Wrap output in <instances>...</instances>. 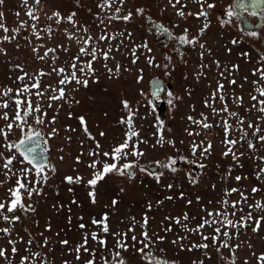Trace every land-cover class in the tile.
<instances>
[{
  "label": "snow or ice",
  "instance_id": "6c2138e0",
  "mask_svg": "<svg viewBox=\"0 0 264 264\" xmlns=\"http://www.w3.org/2000/svg\"><path fill=\"white\" fill-rule=\"evenodd\" d=\"M41 2L42 0H33L32 6H29V0H22V7L26 9L25 15L33 23L20 21L18 27L12 29H9L3 22L5 13L0 11V32L4 33V35H0V45L16 41L21 30L28 28L31 29V36L35 37L37 41L47 38L54 42L53 47H46L44 43L36 45L32 43L30 37H24L27 41L26 46L30 48L34 59L42 62L44 67L35 71H26L23 65L15 64L10 70H18V74L12 81L18 86L13 88L8 85H0V121L3 122L0 124V176L4 177L3 180H0V188L4 190L3 195L0 196V225H2L0 226V264H55V260L49 258L55 255V249L51 246L49 237L45 236L44 232H39L38 235L41 239L38 240L24 227L26 219H31L39 227V221L34 219L37 215L35 205L43 199L44 187L48 183L50 175H55L58 171L57 166L45 156L48 151V140L59 135V129L56 126L57 116L49 117V110L58 113L67 105L68 117L72 118L71 108L73 105L80 104L73 93L79 92L81 88L88 89L90 82L99 83L98 69L95 67L97 63L101 64L110 80L119 79L121 71L130 72V68L124 67L116 61V54L124 55L125 58L131 57V65L137 66V84L144 79V68L138 66L140 50H144L142 54H144L146 67L163 68L170 75L169 64L172 57L165 55L164 60L168 63H156L155 56L150 55L153 49L149 44L147 42L137 44L133 33L126 27L133 22L135 17L145 16L143 7H135L134 10L128 8L127 0H97L95 4L97 12L93 13L92 9L88 8L94 22L98 21L96 23L98 31L93 35L89 26L77 19L75 11L64 15L58 9L54 10L50 15H46V20L50 23L41 27L40 17L37 15V6H40ZM75 3L77 7H83L80 0H75ZM188 3L195 4L198 11H186ZM4 4L5 0H0V6ZM167 4L174 10V15L181 20L186 21L189 17H193L201 22L196 34H192L185 27L181 34L174 36L169 27L158 24L152 21L151 17H147L150 26L159 31L161 35H167L174 39L181 46H187L192 50L199 48L201 50L198 53L200 61L204 60L206 54L213 56L212 50L206 46L207 42L202 38L211 26V12L217 7L215 0L212 2L210 0H167ZM178 5L179 7H177ZM164 10L166 9L161 11ZM20 14V12L15 13L17 17ZM221 15L227 17V19L217 18L221 28L231 25L233 18L251 28L252 25L249 24L246 16L259 17L261 23L264 24V0H233V3L227 6ZM117 21L123 22L125 25L123 30H112L114 22ZM63 24L69 25L71 30L68 27L63 28L60 33L62 42L56 43L57 32L60 31ZM172 27H179V24H173ZM9 32L12 35H8ZM244 35L259 39L261 35H264V32L247 31ZM238 43H240L239 38L230 41L233 46ZM73 45H75L74 52ZM14 47L19 49L21 45L15 43ZM40 49H45L43 54ZM174 50L181 56L184 55L179 49ZM224 51L231 55L232 47L225 46ZM0 54L4 56L8 54L2 46H0ZM61 54L66 57L62 64L59 63ZM238 56L248 63L255 61L250 70L253 79L250 82L249 98L252 103L245 107L243 97L236 95L227 97V99H230L237 108L243 107L247 118L242 116L239 111L229 109L224 91L225 85L221 79H217L216 88L204 100V106L218 117L216 126L223 133L224 138L220 143L225 149L221 155L225 158L231 156L234 164L240 168H244V164L241 163L242 159L252 162V173L234 177L238 185L240 181L249 180L250 176L254 177L257 183L253 184L250 192L247 187L242 185L224 188L221 198L215 201L216 206L211 210L203 206L201 197L197 196V203L201 204V211L205 215L199 217V222L195 226H190V224L197 220V217H190L187 212L181 216H165L158 225L159 231L152 229L147 213L140 220L132 216L127 221H120L121 224H126V228L118 230H113L108 212H102L99 219L92 217L91 228L82 222L84 217L79 216L77 220L81 222L76 226V230L80 232L81 239L74 246L71 245L68 238L58 239L61 255H72L74 260L81 264H129L126 254L138 255L141 264H177L175 259L167 258L166 249L160 247L167 240V235L173 232L172 225L175 224L181 228L184 235L177 233L169 243L181 252L199 251L202 254L203 258L197 257L191 261V264H206V261L211 264L213 252L216 257L224 261V264H237L236 250L245 243L239 240L242 232L250 228L253 234L259 235L264 230V53L257 52L256 57H252L249 51L242 50ZM110 61L115 62L114 67H109ZM211 63L219 70L220 78L226 80L229 85H237L235 73L240 70L239 64L222 65L221 61L214 57ZM199 68L201 71L196 73L197 81L201 76L206 75L203 69L211 70L209 65L204 63H201ZM9 79L12 78L9 77ZM45 80H54L55 82L45 83ZM243 80L248 83V76H244ZM152 85L153 96L158 97L162 91H165L158 79L154 80ZM239 86L243 88V84ZM189 95H191L190 92ZM167 96L170 98L168 103L173 107H175L173 102L181 99L171 91L167 92ZM217 100L222 105L219 109L214 106ZM121 104L127 115L120 118L117 123L125 125L127 131L124 133V139L120 143L110 145L108 151H104L101 143L91 134L86 118L83 115L75 117L87 139L94 142V147L87 152L89 160L85 165L87 169L91 170L90 178L85 185L86 197L91 205L97 204V188L106 181V178L121 177L134 181L136 179L134 169L137 167H139L140 173L152 176L158 184L164 176L163 171L155 173L139 164L140 158L146 155L139 145H147L149 141L140 138V133L134 124V117L137 113L130 106L129 101L122 100ZM253 113L257 114L255 121L251 119ZM200 116L202 117L200 120H195L192 116H188L187 119L202 129H211L213 125L208 122V117L203 113H200ZM43 128L49 130L46 133V139L42 141V137L45 136ZM16 130H19L20 136L18 140L13 141L10 137L15 134ZM66 131L75 132L76 129L67 128ZM186 132L189 137L201 135L200 132L193 133L187 129ZM98 135L102 138L106 137L104 131H100ZM154 135L157 138L151 145L152 148L157 146L163 148L165 145L176 148L175 141L165 140L162 124L157 126V133ZM67 139L71 141L72 137L68 136ZM42 143L45 147H41ZM180 143L183 144L184 141L181 140ZM80 144L83 147V141ZM189 149L194 159L183 155L169 156L166 162L155 161V163L172 174L180 171L176 167L178 160L187 164H195L200 169L205 168L206 165L202 159H207L212 154L213 144L211 141L201 140L197 143L193 140ZM59 151L63 152L64 149L60 148ZM84 155L83 151L76 155L75 163L84 164V160H82ZM129 157L134 159L130 160ZM58 160L64 162L65 157L61 155ZM73 171L77 174L63 176L62 182L69 186L83 184L84 177L79 175L77 169L73 168ZM186 175L191 184L199 183V180L191 173ZM231 177L232 166L230 165L221 179L226 182ZM10 181L11 185L5 187ZM165 187L172 189L174 185L169 183ZM211 187L215 189L216 185L212 184ZM67 191L72 192L73 187H68ZM124 191L125 188L120 186L119 192L123 193ZM233 194H236L238 199H231ZM258 195L261 199L255 198ZM180 198H185L182 192ZM164 199L171 201L173 196H165ZM163 203L164 200H157L156 206H162ZM71 204L80 207L79 201L76 199H72ZM118 204L119 201L113 198L110 204L105 207L115 210ZM208 204L212 205L213 201L209 200ZM187 205L191 206L192 200H187ZM53 207L59 211L64 205H53ZM152 208V202L148 201V211H151ZM68 211L71 213V207ZM67 220L70 231L72 216L69 215ZM17 224L20 225V231H17ZM137 228H139V232ZM209 229L210 231H208ZM21 231L25 235H21ZM44 231H52L50 222L46 223ZM61 232H64V229L55 233L57 238L60 237ZM64 234L67 237V233ZM192 236H197L199 242H193L190 239ZM108 237L112 239L111 247H109ZM185 241L188 243L185 244ZM233 241L239 242L233 243ZM17 245H22V247H17ZM93 245L95 246L93 247ZM247 247L252 249L253 245L249 242ZM157 252L162 255H157ZM251 254L255 257L257 264H264V252L257 255L253 251ZM62 264H72V262L65 259ZM244 264H249V261L245 260Z\"/></svg>",
  "mask_w": 264,
  "mask_h": 264
},
{
  "label": "rangeland",
  "instance_id": "374dc122",
  "mask_svg": "<svg viewBox=\"0 0 264 264\" xmlns=\"http://www.w3.org/2000/svg\"><path fill=\"white\" fill-rule=\"evenodd\" d=\"M83 7H77L75 0H42L41 5L37 6V15L40 17V26L44 27L47 23L46 15H50L52 11L59 10L62 14L67 15L68 13L75 11L77 12V19L89 26L90 31L95 35L98 31L96 23L94 22L92 14L88 12V8L92 9L95 13L98 9L95 7L97 0H80ZM212 2V0H210ZM217 7L211 12V26L202 38L207 42V47L212 50L213 56L205 55L203 61H200L198 57L199 48L192 50L187 46H181L170 37L164 42L162 41V35L154 30L150 26V22L147 17H151L152 21L163 24L172 31L173 35H179L183 29L187 27L192 34H196L197 29L201 26V22L193 17H189L186 21L174 15V10L167 4V0H127V7L135 9V7H143L145 9V16L135 17L133 22L128 24L126 27L128 31L133 33L135 42L137 44L147 42L153 49L150 55L155 56V62L164 64L168 61L164 60L165 55L171 56L172 61L169 64L170 75L163 68H149L145 66L144 50H140V60L138 62L139 67L144 68L143 76L144 79L139 84L136 83L137 66H133L130 63L131 57L125 58L124 55L116 54V61L120 62L124 67L131 69L130 72L121 71L119 79H108L105 70L100 63H97L95 67L98 69L97 75L99 76V83L89 84L88 89H83L77 93H73L75 98L80 101L79 105H73L71 111L73 117H68V106L65 105L64 109L58 113H53L49 110V117L52 115L57 116L56 126L59 129V135L48 140L47 148L48 151L45 153L47 159L57 166V173L50 175L48 183L44 187L45 195L38 203H36L37 215L34 217L35 220L39 221V227H37L31 219L24 220V227L28 229L32 235L36 236L39 240L41 239L38 235L39 232H44V235L49 237L51 246L55 249V255L50 256V259L55 260V264H62L63 260H69L72 264H81L74 260L72 255L64 254L61 255L60 245L58 239L68 238L71 245L79 242L80 232L76 230V226L81 221L77 220V217L83 216L82 221L86 225H90L92 217L99 219V215L102 212H108L110 216V224L113 230L126 228V224H121L120 221H127L128 218L135 216L137 220H140L145 213L150 218L151 227L159 231L158 225L164 219L165 216H181L187 212L190 217L195 216L197 220L192 221L190 226H195L199 222V217L205 215L201 211V204L197 203L196 197H201L203 206L209 210L214 208L215 201L219 200L222 195L224 188L229 186L238 187L245 186L249 192L253 184H256L254 177L250 176L249 180H242L239 185L235 181L236 175H247L253 172L252 162L249 160H241L244 164V168H240L234 164L231 156L225 158L221 153L225 150L224 146L220 141L224 138L220 128L217 127L218 117L214 116L209 108L204 106V100L210 96V93L216 88L217 79H221V82L225 85L226 102L228 107L232 111H239L242 116H246L244 108H237L227 97L233 95L242 96L244 99V106L248 107L252 103L249 98V92L251 91L250 82L253 77L250 75V70L253 67L255 61L252 63L245 62L244 59L238 56V53L242 50L249 51L252 57H256L257 52L264 53V35H261L259 39L249 38L244 35L245 32L250 31L247 28H243L242 22L238 19L233 18L231 25L221 28L218 24L217 18L227 19L226 16H222L224 9L233 3V0H215ZM33 0H29V6H32ZM179 7V5L177 6ZM162 9H166L163 12ZM196 12L198 8L195 4L188 3L186 11ZM0 11L5 13L4 23L9 29L18 27L20 21H28L25 15L26 9L22 7V0H5V4L0 6ZM16 12H20V16L15 15ZM252 24L256 22V17L251 18ZM250 23V24H251ZM173 24H179V27L173 28ZM54 27H56L54 25ZM70 26L63 24L60 27V31L57 32L55 42H62L60 39V33L63 28ZM125 25L123 22H114L115 30H123ZM251 31L264 32V24H260ZM0 35L4 33L0 32ZM8 35H12L11 32ZM41 35H44L41 33ZM30 37L33 44L39 45L44 43L46 47H53L54 42L45 38L43 41H37L35 37L31 36V29L21 30V33L17 36L16 41L11 44L5 42L3 45L7 50V56L0 54V85H8L13 88L17 87L18 84H13L15 76L18 74V70L11 71L12 66L15 64H21L24 66L26 71H35L38 68L44 67L43 63L34 59L30 48L26 46L27 41L24 37ZM239 38L240 43L237 45H231L232 39ZM15 43H19L21 47L17 49L14 47ZM181 48V52L184 53L181 56L174 49ZM232 47V54L228 55L224 51V47ZM45 49H40L41 54ZM73 52L75 51V45L72 46ZM221 61L222 65L239 64L240 70L235 73L237 79V85H229L226 80H223L218 76L219 70L211 63L212 58ZM65 55L61 54L59 63H63ZM187 61V63H185ZM201 63L208 64L211 70L203 69L205 76H201L199 81L196 79V73L201 71L199 65ZM115 62L110 61L109 67H114ZM45 70L47 68L45 67ZM156 76H161L165 79V83H170V90L165 89L162 96L156 98L153 107L148 102L149 90L147 83L150 79ZM244 76H248L249 82L245 83L243 80ZM11 77L12 79H9ZM45 83H54V80H45ZM243 84V88L239 85ZM171 91L175 96L181 97L180 100L174 101L175 107L168 103L170 99L167 96V92ZM189 92L191 95H189ZM128 100L130 106L137 113L134 117V124L136 129L140 133V138L148 140L147 145L140 144L139 147L145 152V156L139 160L140 165H155L156 169L153 172L159 173L164 172V176L161 178V182L158 184L155 182L152 176L142 174L139 171V167L134 169L136 173V179L129 181L121 177H110L106 178L105 182L97 188V204L91 205L86 197V181L90 178V169L86 168L89 158L87 152L90 148L94 147V142L87 139L83 131L79 126V122L75 119L78 115H83L87 122L89 131L93 136L96 137L104 151H108L110 145L120 143L124 139V133L127 131L125 125H119L117 121L126 117L127 113L123 110L121 101ZM159 102L163 103L164 109L161 111L162 119L157 117V110ZM217 109L222 107L219 100L214 105ZM107 113V115H105ZM200 113H203L208 117V122L213 125L211 129H202L198 125L193 124L187 119L188 116H192L195 120H200L202 117ZM256 113H253L251 119L255 121ZM247 118V116H246ZM3 122L0 121V124ZM163 125V135L165 140L175 141L176 148H172L169 145H165L163 148L157 146L152 148L151 145L156 141L157 126ZM67 128H75V132L66 131ZM186 129L193 133L200 132V136L189 137ZM48 128H43L42 131L45 136L42 140L46 139V133ZM100 131L106 133V137L102 138L98 135ZM236 135V133H233ZM20 132L16 130L15 134L10 137L11 140L16 141L19 139ZM68 136L72 139L69 141ZM184 143L181 144L180 141ZM199 143L201 140L211 141L213 144L212 154L207 159H202V162L206 165L205 168L200 169L195 164H187L183 161L178 160L176 167L180 170L176 174H172L165 169L160 168L155 161H165L167 157H179L181 155L194 159L190 154L189 146L191 142ZM83 141V147L80 142ZM43 147L45 145L42 143ZM63 148L64 151L60 152L59 149ZM178 150V151H177ZM243 151V149H241ZM81 151L85 153L82 157L84 164L78 165L75 163L74 157ZM63 155L65 157L64 162H60L58 157ZM130 160L134 159L129 157ZM232 166V177L226 182L221 179L229 166ZM73 168L78 170L79 175L84 177V183L80 185L69 186L62 182V178L65 175L75 176L77 172L73 171ZM187 173H191L193 177L199 180L197 185H193L189 182ZM4 177L0 176V180ZM11 181L5 185V187L11 185ZM172 183L174 187L167 189L165 185ZM212 184L216 185V188L211 187ZM123 186L125 191L119 192V187ZM68 187H73L72 192H68ZM3 189L0 188V196L3 195ZM184 194V199L180 198V193ZM173 196L171 201L165 200V196ZM115 198L119 201L117 208L112 210L105 207L109 205L111 200ZM256 199H261L258 195ZM76 199L79 201L80 207L71 204V200ZM192 200V205H187V200ZM233 200L238 199L236 194H233ZM164 200L162 206L157 207L156 201ZM213 201L212 205L208 204V201ZM151 201L153 208L151 211L147 209V203ZM32 203V201H29ZM53 205H64L57 211ZM71 207V213L68 209ZM231 211V209H229ZM247 211V209H245ZM72 216L71 230L69 231V225L67 217ZM154 218V219H153ZM50 222L52 226L51 232L44 231L46 223ZM2 226V225H0ZM17 231H20V225L17 224ZM173 232L167 235V240L160 247L166 249V255L169 259H175L177 264H191V261L197 257H202L201 252L194 251L181 252L169 241L176 237L179 233L184 235L181 228L175 224L172 225ZM64 229L61 232L60 237L57 238L55 233ZM139 232V228H137ZM210 231V229L208 230ZM67 233L65 237L64 233ZM21 235H25L24 232H20ZM162 235L164 233H161ZM190 239L193 242H199L197 236H192ZM109 247H111L112 239L108 237ZM240 241L245 243L241 244L240 248L236 250L237 264H244L245 260L249 261V264H257L255 257L252 256V252L255 251L257 255L264 252V230L259 235L253 234L251 229H247L242 232ZM239 241H233L238 243ZM253 245L252 249L247 247V243ZM188 242L185 241V244ZM95 245H93L94 247ZM22 247V245H17ZM227 255V251L225 250ZM157 255H162L157 252ZM129 259V264H141L139 256H132L126 254ZM206 264L208 262L206 261ZM211 264H224V261L220 260L215 256L213 252V258Z\"/></svg>",
  "mask_w": 264,
  "mask_h": 264
},
{
  "label": "water",
  "instance_id": "95a60500",
  "mask_svg": "<svg viewBox=\"0 0 264 264\" xmlns=\"http://www.w3.org/2000/svg\"><path fill=\"white\" fill-rule=\"evenodd\" d=\"M159 32V31H158ZM168 37L169 36H167V35H162V38H163V40L162 41H166L167 39H168ZM178 47V46H177ZM178 49L180 50V52H181V48L180 47H178ZM159 80V82H160V84L162 85V87L163 88H165V89H167V90H170V87H171V84L169 83H165V79L163 78V77H161V76H156L155 78H153V79H150L149 80V83H147V88H148V90H149V96H148V102L150 103V104H152V106L153 107H155L156 106V104H155V100H156V98H158V97H160V96H162V94L164 93V91H162L160 94H159V96L157 97V96H153L152 95V92H153V85H152V82L154 81V80ZM160 104H159V107H158V110H157V117H159L160 119H162V114H161V111L164 109V105H163V103H161V102H159ZM43 141V140H42ZM41 147H43V145L41 144ZM45 156H47L46 154H45ZM145 167H147V168H149V170H151V171H155V169H156V166L153 164V165H147V166H145ZM30 203V202H29Z\"/></svg>",
  "mask_w": 264,
  "mask_h": 264
},
{
  "label": "flooded vegetation",
  "instance_id": "af4514ba",
  "mask_svg": "<svg viewBox=\"0 0 264 264\" xmlns=\"http://www.w3.org/2000/svg\"><path fill=\"white\" fill-rule=\"evenodd\" d=\"M251 18H254V17L246 16V19L248 20L249 24L251 23V22H250V21H251ZM260 24H261V21H260L259 17H256V22H255L254 24H252V23L250 24V25H252L251 28H249L248 25H245L244 23H242L243 28H247V29H249L250 31H251L253 28H256L257 26H259Z\"/></svg>",
  "mask_w": 264,
  "mask_h": 264
}]
</instances>
